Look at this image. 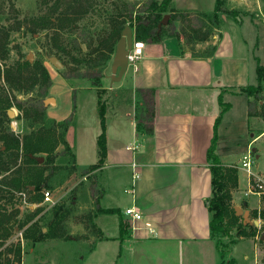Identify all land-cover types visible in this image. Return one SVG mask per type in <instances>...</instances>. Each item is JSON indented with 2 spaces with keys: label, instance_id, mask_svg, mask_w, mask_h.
<instances>
[{
  "label": "crops",
  "instance_id": "0c3cea01",
  "mask_svg": "<svg viewBox=\"0 0 264 264\" xmlns=\"http://www.w3.org/2000/svg\"><path fill=\"white\" fill-rule=\"evenodd\" d=\"M203 2L174 0L172 8L200 19L202 14L210 15L214 10L215 0H208V11ZM242 4L240 0L225 3L230 9ZM257 7L260 8V1ZM183 24L180 20L174 23L180 30L179 40L168 38L157 44L143 43L136 73H124L119 82H111V61L103 69L101 89L106 104L107 155L101 169L83 174L98 160L96 139L100 125L96 87L84 79L58 75L52 78H62L66 82L73 80L94 91L91 113L86 117L84 108L76 104L65 133V140L74 155V170L64 184L63 193L76 187L80 189L78 209L91 215L95 226L89 239L79 241L84 252L81 264L219 263L215 239L209 229L211 213L207 206L212 188L206 159L213 124L220 111L219 97L230 107L217 127L215 152L221 164L234 166L237 170L238 181L231 191V204L243 212L248 211L250 220L251 213L256 212L264 226V219L260 216L264 210V169L259 170L256 166L249 177L239 164L248 151L255 154V158L260 157L253 146L264 138L263 120L258 115L248 116L247 103L251 98L239 90L249 81L246 75L250 57L255 66L256 58H259L257 54L262 52L257 53L258 47L264 51V20L262 24L247 19L231 21L224 15L218 23L206 19L204 24L210 32L203 42L186 38L190 31L185 35ZM246 25L253 29V41L243 33ZM193 43H196L194 50L211 48L203 56H194ZM53 87H50L49 94L54 97L55 105L45 111L48 118L61 121L70 115L72 109L69 106L64 111L57 110L58 97ZM138 88H153L155 91L153 134L149 136L135 130V91ZM76 91L78 89L68 85L63 96L71 94L73 97ZM132 172L139 175L133 185ZM90 177L102 192L98 195V206L118 209L120 219L115 214L95 213V198L87 186ZM241 177L246 186L241 184ZM257 180L262 183V190L258 194L249 192ZM130 189L132 191L125 192ZM129 207L141 214L132 227L122 213ZM119 220L123 223L120 238ZM75 227L76 233H85L81 223ZM109 227L114 233L107 232ZM100 236L107 240H100ZM254 241L252 237H240L230 247L227 257L232 258L234 264H241L232 255L234 247L244 242L255 246ZM239 254L243 264L249 259L253 263L254 253L252 257L245 251H239Z\"/></svg>",
  "mask_w": 264,
  "mask_h": 264
},
{
  "label": "trees",
  "instance_id": "16d2710c",
  "mask_svg": "<svg viewBox=\"0 0 264 264\" xmlns=\"http://www.w3.org/2000/svg\"><path fill=\"white\" fill-rule=\"evenodd\" d=\"M81 1V2H80ZM72 0L68 3L64 12L58 19L61 23L67 21L68 24L75 22L92 7L91 4L84 6L83 0ZM174 0H145L130 8L124 14H118L111 20V29L106 36L99 40L93 53H97V60L88 63V67L83 72L74 70V72L63 75L64 78H80L89 81L91 86L97 89V113L99 118L100 133L97 136V154L98 160L95 164L88 166L83 174L101 169L104 165L107 146H106V122L105 111L106 104L102 100L104 91L101 89V79L103 77L102 69L106 62L110 59L114 52L116 42L120 37V33L124 26L128 24L134 33V39L146 44H157L168 38H180V30L175 27L174 23L178 20L181 23H196L199 18L189 12H176L172 8ZM62 2L58 0L54 10ZM76 5V6H75ZM224 0H215L214 10L211 14L215 23H218L222 15L228 11L224 9ZM53 10V11H54ZM235 19L234 12H229ZM168 15L165 24L158 27L163 17ZM203 19L211 18L209 15L202 14ZM51 19L43 20L41 29L51 28L48 26ZM186 38L192 37L198 42L208 39V34L200 32L197 28H191ZM8 33L0 27V63H4L8 57ZM184 47H182L183 49ZM0 67V264H19L21 262L22 248L20 244H10L5 246L11 236L13 223L12 219L19 214L18 208L14 213L8 210L7 205L12 202L15 194L26 195L25 202L29 205H40L42 202V192L50 186L51 169L46 168L47 165L53 163L58 155L56 148L63 147L64 151H70V147L65 140V133L71 124L72 115L75 110L74 100L72 103V112L68 117L61 121L50 119L46 115V108L43 100L47 97L49 88L52 85L50 75L45 66L40 61L29 62L27 58H23L9 65L1 64ZM256 83L241 87V93L246 94L253 101L247 103V114L249 117L256 116L254 103L258 99V93L262 90L264 82V66L260 64L256 58ZM29 79L30 84L27 83ZM35 90V96L25 100L17 99L14 93L24 94L25 97L29 92ZM137 101L135 104V130L142 135L153 134V120L155 116V91L153 88H138L135 91ZM73 98V97H72ZM220 111L213 124V136L206 151V159L211 173L212 194L208 199V211L211 213L209 221V229L211 237L215 239L218 235L228 237L227 243H222L215 239V247L219 255L218 264H234V260L226 256L230 245L237 242L240 237H258L263 244V257L261 264H264V237L261 228L257 229L254 225L248 223L243 224L241 217L236 216L231 204V191L237 186V170L234 166H224L221 164L215 150L217 144V127L220 123L222 115L229 109V104L223 103L219 97ZM12 107L16 108L19 114L17 120L27 122L29 132L24 134H16L10 129L11 119L7 116V111ZM38 157L43 158L40 164ZM20 160V164L17 161ZM72 162L74 155L71 152ZM74 166L69 172H73ZM89 191L93 196L96 214H115L120 219V211L118 209H101L98 206V195L101 190L96 188V183L91 178ZM9 196L8 200L6 197ZM13 207L10 206V209ZM18 220H14L17 230H22L21 236L27 242H31L32 246L43 243L48 240H67L68 236L64 230V214L59 205L52 208V216L49 220H45L43 215H39L41 208L29 210ZM254 217L256 212H253ZM261 218L264 219V210L260 212ZM91 220V215H88ZM45 221L44 225L41 223ZM240 223V224H238ZM238 224V227H250V231L239 230L237 232L238 239L231 235L232 229ZM90 227L95 229L91 222ZM123 223L119 220V238L123 233ZM43 229L45 231H43ZM100 240L107 238L100 236Z\"/></svg>",
  "mask_w": 264,
  "mask_h": 264
},
{
  "label": "rangeland",
  "instance_id": "374dc122",
  "mask_svg": "<svg viewBox=\"0 0 264 264\" xmlns=\"http://www.w3.org/2000/svg\"><path fill=\"white\" fill-rule=\"evenodd\" d=\"M71 1L72 0H62V2L56 7V10H54L55 4L58 2V0H0V27L9 35V54L4 63L9 65L18 60L26 58L28 54H31L33 61L42 62L50 75L52 81L51 87L54 86V94L58 97V99H56L58 102L57 110L64 111L69 106L72 109V103L74 100V105L78 104L84 108V114L87 117L91 113V108L95 102L94 91L89 89L88 85L86 88H83L82 86L78 85L79 83H75L73 80L66 82L62 78V80L60 78L58 80H53L52 78L57 75L63 77V75L70 74L74 72V70H79L80 72L86 70L88 63H93V60L94 62L97 60L98 55L97 53H93V51L96 48L99 40L109 33L111 29L112 18H115V16L118 14H124L125 11H128V6L126 7L125 4L129 5L130 8L135 9L137 5L144 2L145 0H83L82 4H84V6L88 4L92 5L89 12L80 17L74 25L68 24L67 21L61 23L58 20L61 16L60 14L64 12L65 8L68 6V3ZM203 1L205 5L204 9L208 11V0ZM226 1L227 0H224L223 7L226 11H228L227 14L224 15L227 19L231 21L247 19L253 23L256 22L257 24H262V21L264 20V0H240L243 3L242 6L234 9H230L229 6L225 5ZM259 1L260 8L257 7V3ZM229 12H234L235 19L229 14ZM209 16L211 17L209 20H213L211 14ZM45 19L52 20V22L48 24V26H51V28H40L43 20ZM198 20V22L193 24L187 23V25L184 23V28H186L184 32L187 34L190 31L189 27L192 26L193 28L200 30L201 34H209L210 28L207 26V24H204L206 19L201 17ZM243 33L249 41H253L254 32L253 29H251L248 25L244 26ZM191 34L192 33L190 31V35ZM195 44L196 43H193L192 45L193 50L195 48ZM210 48L211 47L208 46L204 49H195L193 55L203 56L208 53ZM259 51L262 52L257 54L259 55L258 59L260 64L264 66V51L258 47L257 53H259ZM112 55L108 61H111ZM51 56L56 57L62 63L63 67L61 69L54 68L48 62V58ZM250 58V68L248 69V73L246 75L249 76L247 85H254L256 83V65H253L255 63L252 60V57ZM107 62L104 68L107 66ZM4 63H0L1 68H3L1 64ZM126 73L132 74V71L127 70ZM86 81L87 80H85V82ZM27 83L30 84L29 79H27ZM68 85H71L74 89H78V91L75 92L73 98L71 97V94H66L63 96L64 90L68 88ZM35 93V90H33L26 95L27 97H25L24 94H14L16 95L17 99L25 100L29 97L35 96ZM49 96L51 95L48 91L47 97ZM250 101L254 102V99L251 97ZM253 105L259 119L263 120L264 122V82L262 83L261 92L258 93V99ZM48 107L49 106L45 108ZM11 109L15 114L13 118H9L11 119V131L20 135L24 134L25 132H29L30 129L27 127V122L16 119V116L19 114L18 110L14 107ZM253 148L258 151L260 157L255 158V154L251 153L250 168L252 172L255 171L256 166L260 168L259 170H263L264 138L257 141ZM55 152L58 155L53 160V163L46 166V168L51 169L52 172L49 181L50 186L47 188V190L51 191L53 196L58 199L55 205H59L64 214L65 219L63 226L68 238L67 240H48L43 243L35 244L34 246H32L31 242L24 240L21 236L22 230L15 229L16 223L14 220H18L22 214L30 212L29 210L32 211L35 208L40 207L41 212L39 215H43V218L47 221L52 216L53 206L49 207L45 204H40L30 207V205L25 202L27 199L26 195L15 194L14 199L7 205V207L9 208L8 210H12L11 213H14L18 208L19 214L11 221V223H13L11 236L7 241H5V246H9L10 244L16 245L17 243L20 244L22 248V255L21 262L19 264H81V256L84 252H82V246L79 245V241L84 238L89 239V236H91L93 233V229L90 227L91 220L89 219L88 214L81 212L78 209V193L80 192L78 190L80 189L76 187L67 191L66 193H63V190H65L64 184L69 177V172L73 164L71 158L72 151L70 149V151L63 152V147L58 146ZM20 160L21 159L19 158L17 164H20ZM239 164H241V162ZM91 178L92 177L88 178L87 180L88 187H90ZM92 180L94 179L92 178ZM241 184L246 186V181L242 177ZM8 198L10 197L7 196L6 200H8ZM12 205L13 207L10 209V206ZM254 219L258 220L257 213L255 217L254 214L251 213V222ZM44 223L45 221H43L41 224L44 225ZM79 223L84 226V234H80L79 232L76 233L75 226ZM238 224L231 231V235L235 239L239 238L237 237V232L239 230H244L246 232L250 231V227H238ZM111 228L112 227H109L107 229V232L110 234L114 233V230ZM43 231L45 230L43 229ZM261 231L264 233V226H262V223ZM216 238L222 243H227L230 240V238L220 235H218ZM254 239L255 246L244 242L237 247H234L232 255L238 260L239 263L243 264L242 256H240L239 251H245L249 257H252V254L254 253L253 263L252 260L249 259L245 264H261L263 257V244L258 238ZM99 257H101V255H99ZM96 258L98 257H94V259Z\"/></svg>",
  "mask_w": 264,
  "mask_h": 264
},
{
  "label": "water",
  "instance_id": "95a60500",
  "mask_svg": "<svg viewBox=\"0 0 264 264\" xmlns=\"http://www.w3.org/2000/svg\"><path fill=\"white\" fill-rule=\"evenodd\" d=\"M168 17H169L168 15H165L161 20V22L158 24V27L165 24L168 20ZM133 35H134L133 30L128 24H126L120 33V37L118 41L115 44L114 52L111 58L110 75H109V79L111 80V82H119L123 74L127 72V54L128 51L131 49L132 42L134 40ZM26 58L29 62L33 61L31 54H28ZM48 62L56 69H61L63 67L62 63L54 56L49 57ZM43 105L45 107L54 106L55 105L54 97L49 96L45 98L43 100ZM7 116L9 118H13L15 116L14 111L12 109H9L7 111ZM37 160L40 164L43 162L42 157H38ZM233 209L235 211L236 216L242 218L243 224L248 223V224H253L255 227L259 226V222L257 220H253L251 222V220L249 219L248 211L243 212L239 207H233ZM263 237H264V233H262L261 238Z\"/></svg>",
  "mask_w": 264,
  "mask_h": 264
},
{
  "label": "built area",
  "instance_id": "2783aa9c",
  "mask_svg": "<svg viewBox=\"0 0 264 264\" xmlns=\"http://www.w3.org/2000/svg\"><path fill=\"white\" fill-rule=\"evenodd\" d=\"M143 48H144V44L141 41H136L135 39L132 42V46L131 49L128 51L127 54V70H131L132 73H136L139 70V61L141 59L142 53H143ZM129 148V147H127ZM131 149H134L133 147ZM251 152L248 151L247 154L243 157L241 165L242 167L246 170L247 175L250 177L252 176L251 173ZM135 164H132V168H134ZM139 177V175L136 172H132V185L133 182ZM133 187V186H131ZM263 186L262 183L257 180L254 183L253 188H251V190L249 189V192L251 193H259L262 190ZM132 191V189L130 190H126L125 192H129ZM57 198H55L53 196V193L51 191L48 190H43L42 192V202L41 204H45L49 207H52L56 204L57 202ZM34 205H30V207H33ZM123 215L126 217L128 224L132 227L133 223L137 220H139L141 218V214L139 212H137L133 207H129L123 210ZM257 220V219H256ZM259 222V226L256 227L257 229L261 228V224L259 221V218L257 220ZM258 237H256L257 239Z\"/></svg>",
  "mask_w": 264,
  "mask_h": 264
}]
</instances>
